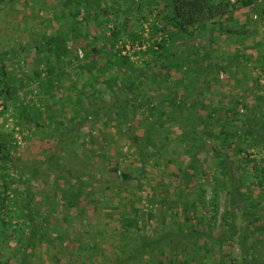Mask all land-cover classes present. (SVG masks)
I'll list each match as a JSON object with an SVG mask.
<instances>
[{
	"label": "rangeland",
	"instance_id": "rangeland-1",
	"mask_svg": "<svg viewBox=\"0 0 264 264\" xmlns=\"http://www.w3.org/2000/svg\"><path fill=\"white\" fill-rule=\"evenodd\" d=\"M164 1L102 0L101 6L109 7L108 14L100 13L98 18L101 20V17L113 16L115 13L111 8L118 11V16L126 11L130 23L136 17L144 16L147 20L142 23L146 33V30L149 32L150 22L159 16ZM69 7H64L61 0H0V52H8L4 63L11 80H16L13 81L11 99L5 100L0 96V131L13 132L14 138L10 149L11 161L6 164L0 161V189L8 181L12 182L11 186L15 189L9 202V215L14 216L11 219L12 226H24L23 217L28 205L36 227L44 235L43 241H37L35 246L27 249L15 241H9L8 244L0 242V264L6 259L10 260L9 264H23L20 263L22 259L26 261L25 264H100L102 256L107 257V263L104 264H113L114 257L118 255L115 244L122 240L124 230L131 234L139 230L143 236L153 239L166 228L175 231L177 222L182 223L186 233L195 228V235H187L192 238L189 250L193 253L189 255L196 258L195 262L264 264V146L256 144L247 132V124L255 113L264 120V22L257 16L256 9L253 8L251 15L246 17L244 32H233L236 31L234 27L228 30L229 27L220 23L221 29L208 25L207 30L196 38L177 40L176 45L187 42L188 46L196 45V51L188 47L183 48L186 51L181 48L177 53V57L187 56L185 60L194 69L192 71L186 66L183 71L187 69V72L182 73L174 67L169 73L171 82L180 77L192 80L194 83L191 86L180 89L190 94L195 91H198L196 94L202 93L207 102L219 109L211 119V130L218 134V130L223 128L228 132V143H232V146H227V152L237 159L234 164L238 168L235 170L234 166L233 169L243 183L241 190L247 198V209H244L246 212L243 209L235 211V233L226 238L224 235L229 233L224 231L227 228L224 220L227 204L225 192L219 193L218 207L212 208L209 204L215 175L221 177V157L216 156L212 149L199 151L195 147L197 142H194L182 150L179 147L181 143H176L179 148L166 145L160 154L150 159L140 156L139 151L147 155L154 152L152 143L161 139L158 136L160 134L145 128L147 122L144 117L149 110L141 96L136 104H142V108L134 116H129L128 127L127 122L119 120L121 125L115 124L108 115L103 114L98 119L88 117L78 129V120L72 119L71 109L68 111L69 108L65 106L63 111L57 105L50 110L44 101L37 99L38 89L34 83L29 80V84H26L35 66L34 41L55 33L59 26L64 28L67 21L63 15L61 17V9L67 13ZM83 14V9L76 11L75 19L81 20ZM98 22H88L90 32L96 31L100 24L104 26V22ZM67 44L83 49L86 41H68ZM73 59L70 58L71 66ZM134 59L139 61L141 58L135 55ZM211 63L222 68L213 74L208 83H199L204 77L203 71ZM72 80L76 85L82 84L81 80ZM152 86L158 89L152 92H156L157 98H152L151 103L154 110L160 107L156 115L159 116L171 110L165 105V92L168 91L159 84ZM68 87L69 81L66 80L60 83L57 92V97L63 96L62 103L67 107L72 99L66 96H74ZM28 102H36L45 110V114L37 117L35 124L25 123V118L19 112L20 104ZM46 114H52L53 117L48 118ZM181 123L182 119L179 123L167 120L163 128H168V134L175 137L182 132V124L184 127L187 125L186 128L191 127L187 121ZM150 134L153 135L152 141L145 143L144 138ZM205 140L208 145L215 143L212 137H206ZM239 146L244 148L241 156L234 153ZM196 150V155H193ZM191 160L201 166L203 175L192 179L188 186L176 177L180 168L187 166ZM56 161L59 167L52 163ZM146 161L144 170L139 174L137 169ZM116 162L121 163L114 172L111 168ZM123 170L130 173V178L121 180L120 172ZM73 174L82 176L90 184L82 199L88 200L89 204L81 213L70 203L71 188L63 184L64 178L72 181L73 178L69 177ZM197 183L206 186V193L204 202L193 206L191 200L198 194ZM187 188H190L189 191ZM27 192L31 196L30 203L26 205ZM149 197H165L168 200L161 204L164 206V218L160 213V204L152 203ZM17 198L18 202H15ZM16 208L21 215L13 212ZM247 210H256L257 220L251 221L253 219L249 217L252 212ZM123 214H126L125 218ZM9 215H4V218L7 219ZM135 215L139 217L136 223L132 220ZM260 222L263 223L261 226ZM197 230L210 236L198 237ZM243 232L249 240H263L258 263L251 261L249 255H246L245 260L239 244ZM183 238H179V256L176 261L183 260L180 254L185 250ZM219 238L222 239L220 244L217 242ZM205 241L210 248L208 251L203 249ZM77 244L83 247L92 244L94 247L89 253L81 251L77 259L75 256L80 250L74 248ZM153 246H156L155 243L149 246L143 262H147V258H155V255L166 258L171 252L169 248L163 250L162 246L161 249H152ZM163 264H172V261L165 260Z\"/></svg>",
	"mask_w": 264,
	"mask_h": 264
},
{
	"label": "trees",
	"instance_id": "trees-1",
	"mask_svg": "<svg viewBox=\"0 0 264 264\" xmlns=\"http://www.w3.org/2000/svg\"><path fill=\"white\" fill-rule=\"evenodd\" d=\"M61 1L64 7L70 6L67 13L61 9V17L63 15L67 23L64 28L59 26L55 33L34 41L35 66L31 69L26 84H29V80L31 83H34L38 89L37 99L42 100L41 102L44 101L45 106L47 105L50 110L57 105L63 111L65 106V108H69L68 111L71 109L72 119L78 120L76 124L78 129L84 125L88 117L98 119L103 114L108 115L115 121V124L121 125L119 120L127 122L126 126L128 127L129 116H134L139 112V108H142V104H136V100L141 96L149 110V113L144 117L147 122L145 128L153 133L160 134L158 136L161 139L152 143L155 149L154 152L147 155L139 151L140 156L150 159L160 154V151L166 145L172 148L178 147L176 143H181L179 147L182 150L194 142H197L195 147L199 151L212 149L216 156L221 157L219 160L221 177L215 175V184L212 186V198L209 204L212 208L218 207L219 193L221 191L225 192L227 204L224 211V220L227 228L224 231L226 230L225 232L229 234L224 236L229 238L231 234L235 233V211L237 209H247L245 205L247 203L245 199L247 198L241 190L243 183L239 175L234 172L238 168V165L234 164L237 162V159H234L227 152V146H232V143H228V132L223 128L218 130V134H215L211 130V126L213 125L211 119H213V115L219 109L207 102L202 93L196 94L198 91H195L190 94L187 90L180 89V87L191 86L194 83L192 80L180 77L176 79L177 81L171 82L169 80V73L174 67L179 68L182 73L187 72L186 70L190 68L188 60H185L187 56H182L183 58L177 57V53L181 51V48L190 47L196 51L194 49L196 45L188 46L189 42L183 45H176L177 40L196 38L200 33L207 30V25L216 26L225 15H230L235 9L240 7L253 6L259 15V19L264 21V0H165L161 9L162 13L160 12L159 16L150 22L149 32L147 30L146 33L144 32L145 28L142 22L146 21L147 18L144 16L136 17V20L134 19V22L130 23L126 11L121 13V16L124 18L120 19L119 17L121 16L116 14L118 11L111 8V11L115 14L110 17H101V20H99L98 16L100 13L108 14L107 10L109 9V7L101 6L102 0ZM80 9L84 10L83 17L81 20H76V11L79 12ZM90 21L104 22V26L100 24L96 31L90 32L88 29V22ZM217 28L221 29L220 27ZM233 32L240 33L241 31L237 30ZM79 40L86 41L83 49L67 44L68 41ZM78 49L83 53L82 58L78 56ZM182 51L186 50L183 49ZM135 55H139L141 59L137 61L134 59ZM5 56H9L8 52H0V96H3L5 100H10L13 81L15 82L16 80L12 81L10 78L9 71L6 69L4 63ZM70 58H74L73 66H71ZM186 66L187 69L183 71ZM219 68L222 67L216 66L213 63L209 64L203 71L204 77L199 83H208ZM190 69L194 68L191 67ZM72 79L81 80L82 84L76 85V82H73ZM66 80L69 81L68 88L74 92V96H66L72 99V103H69L68 107L62 103L63 96L57 97L60 83ZM153 84H159L168 91L165 92V105L169 108L171 107V110L159 116L156 115L160 112V107L154 110L151 103L152 98H157L156 92H152L154 90L158 91V89L153 88ZM161 99H163V96ZM73 104L74 106L71 107ZM39 105L36 102L20 104L19 112L25 118V123L35 124L37 123V117L45 114V110L41 109ZM46 117L52 118L53 115L46 114ZM181 119L182 123L183 121H187L191 124V127L188 126L186 128L187 125L184 127L182 126L184 124L181 123V128L179 127L180 125L178 127L182 132L175 137L170 136L167 132L168 128H163V125L167 120L179 123ZM247 125H249L247 127L249 136L253 137L256 144L264 146V120L258 118V114L255 113ZM218 126L220 125L218 124ZM133 127H135V124ZM152 136L151 134L147 135L144 138V142L152 141ZM206 137H212L215 139V143L211 145L206 144ZM13 141V132L0 131V161L3 164L11 161L10 149L13 147ZM197 150L193 155H196ZM243 151L244 148L239 146L234 150V153L241 156ZM52 163L55 167H59L57 161ZM120 163L116 162V165L111 170L116 172L119 169ZM145 164H147V161L142 167L137 169L139 174L144 170ZM234 166L235 170L233 169ZM61 170L64 171L63 168ZM179 172L176 178L188 186L192 183V179L203 175L201 166L192 160L187 166L180 168ZM120 174L121 180L130 178L128 171L123 170ZM69 178H73V180L69 181L70 179L64 178L63 184L71 188L70 203L76 211L80 213L84 212L86 205L89 203L88 200L82 199L85 198V194H87L86 190L90 184L79 175L73 174ZM11 183V181L3 183L0 189V214L2 216L0 218V242L8 244L9 241H15V243L22 245L23 249H27L29 246H35L37 241H43L44 235L38 230L34 223V217L30 214L31 208L27 204L30 203L31 194H28V192L27 210L26 215L23 217L24 226H12L11 219L14 216L9 215V202L11 200L10 195L12 196L11 193L15 189L12 188ZM138 185L139 183H137ZM195 186L198 194L191 200L193 206L199 202H204L203 199L206 193L205 185L197 183ZM189 189L187 188V191ZM148 199L152 203L160 204V213L164 218L165 215L162 211L164 206L161 204L167 203L168 200L165 197H149ZM14 201L18 202V198ZM3 210L7 212L4 213ZM134 210L136 213L137 210ZM247 211L252 212V215L249 217L253 219L251 221L257 220L256 210ZM13 212L21 215L17 208ZM6 214L9 215L7 219L4 218ZM125 217L126 214H123V218ZM137 219H139L137 215L132 217L134 223H136ZM177 224L178 227L175 231L166 228L160 236H156L153 239L143 236L139 230H136L135 234L124 230L121 236L122 240L115 244L117 245L118 255L114 257L113 264H163L165 260L172 261V264L195 262L196 258L189 255L192 252L189 250L192 238L187 236L192 233L195 235V228L186 233L187 230L184 231L182 223L179 224L177 222ZM261 224L263 223L260 222L259 225L261 226ZM196 232V236L198 237L210 236L206 232L198 230ZM182 236L184 238L188 237L187 240L183 238L185 242L183 248L185 250L183 249L184 251L181 250L182 252H180L183 255V260L176 261L179 256L177 246L179 247V238ZM221 240L219 238L217 242L220 244ZM261 241L263 240H249L246 233L243 232L239 244L245 254V260L247 258L246 255H249L251 261H254V263H258L261 260ZM154 243L156 246L151 247L152 249H161L163 246V250L169 248L171 252L168 253L169 255L166 258L155 255V258H147V262H143L142 259L146 252H148L149 246ZM92 247H94L92 244H86L84 247L77 244L74 248H80V250L75 257L78 259L81 251L89 253ZM203 249L205 251L210 249L206 241L203 243ZM93 257L96 256L93 255ZM106 259L107 257L102 256L100 264L107 263ZM9 263L10 260L6 259L1 264ZM20 263L25 264L26 261L22 259ZM195 263L203 264L202 261Z\"/></svg>",
	"mask_w": 264,
	"mask_h": 264
},
{
	"label": "crops",
	"instance_id": "crops-1",
	"mask_svg": "<svg viewBox=\"0 0 264 264\" xmlns=\"http://www.w3.org/2000/svg\"><path fill=\"white\" fill-rule=\"evenodd\" d=\"M253 8H254L253 6L237 8L230 15H225L220 20L219 24H217L216 26H219L220 23H224V25L229 27L230 29L232 27H234L236 31L237 30L238 31H242L243 30L242 32H244L245 29H246V23H247L246 17L251 15L250 13L253 10ZM242 14H244L245 16H242ZM257 16H259L258 13H257ZM263 22L264 21L262 20V23Z\"/></svg>",
	"mask_w": 264,
	"mask_h": 264
},
{
	"label": "built area",
	"instance_id": "built-area-1",
	"mask_svg": "<svg viewBox=\"0 0 264 264\" xmlns=\"http://www.w3.org/2000/svg\"><path fill=\"white\" fill-rule=\"evenodd\" d=\"M77 53H78L79 58H82L83 57V53H82V51L80 49L77 50Z\"/></svg>",
	"mask_w": 264,
	"mask_h": 264
}]
</instances>
